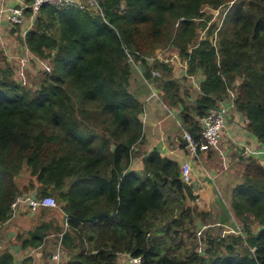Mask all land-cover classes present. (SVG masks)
Returning a JSON list of instances; mask_svg holds the SVG:
<instances>
[{"label": "trees", "instance_id": "16d2710c", "mask_svg": "<svg viewBox=\"0 0 264 264\" xmlns=\"http://www.w3.org/2000/svg\"><path fill=\"white\" fill-rule=\"evenodd\" d=\"M101 5L97 16L41 10L25 44L36 64L48 60L52 67L34 84L19 82L13 66L0 64V228L19 197H53L59 211L41 209L39 222L17 236L22 249H40L54 236L65 264H119L120 256L142 264H264V163L251 158L234 191L231 211L242 233L205 236L206 248L198 252L192 240L208 213L182 180L179 163L157 151L141 153L144 110L128 90L132 69L125 53H138L146 80L161 73L164 103L182 108V124L195 139L199 119L221 104L229 107L232 92L235 111L264 147V0ZM207 8L223 9L221 25L209 26ZM167 47L187 61L183 80L168 65L146 61ZM191 77L194 85L186 86ZM23 175L28 182L21 187ZM13 262L9 251L0 253V264Z\"/></svg>", "mask_w": 264, "mask_h": 264}, {"label": "crops", "instance_id": "0c3cea01", "mask_svg": "<svg viewBox=\"0 0 264 264\" xmlns=\"http://www.w3.org/2000/svg\"><path fill=\"white\" fill-rule=\"evenodd\" d=\"M31 2L32 0H0V11L3 10L6 16L0 14V50L4 51L5 55L9 57L13 55L19 57L18 51L21 54L24 50L25 52L28 50L24 34H27L32 28L31 16H28V14L22 27H13L7 20L9 9L30 5ZM159 58L170 61L169 63H162L167 64L172 69L174 78L177 79L179 75L187 76L188 65L185 69L186 60L179 56L178 51L169 53L166 50H158L146 61L149 65H152L154 62L160 61ZM31 61L35 62V60ZM30 65L32 64H29L27 69L30 68ZM179 66L181 67L179 68ZM138 68L143 74L142 67L139 66ZM178 68L179 70H177ZM175 70L179 73L176 74ZM136 76L138 74H132L129 89L142 104L144 110L141 119L145 144L140 147L141 153L148 154L157 151L163 157L179 163L181 169L185 163L190 162L191 182L188 185L192 187L194 195L197 197L196 203L200 210L209 214L217 212L226 215V208H231L234 191L243 182V173L249 160L252 158L264 163V147L247 130L244 122L245 117L238 111H230L219 147L209 153H201L198 158H192L185 148L186 142L183 136L186 130L182 124V108H172L164 103L158 83H156V87L150 85V81L157 80V78L153 77V80L148 81L144 80L143 77L142 80L147 85L145 87L144 83L137 81L138 77ZM196 79L200 82L203 77L198 75ZM147 82H150V84H147ZM189 84L193 86L191 80H189ZM192 101L193 97L191 96L189 103L191 104ZM140 161L141 158L137 157L136 162L139 163ZM37 212H32L24 205H19L15 216L11 218L7 225L0 228V253L6 250L13 255L14 262L11 264H27V262H31V258H34V261L32 260L34 264H50V258L47 261L43 259L48 249L46 246L47 241L38 250L22 249L17 242L12 243L15 234L25 228L24 225L21 228L20 224L31 219ZM36 222H39V220L36 219ZM29 225L30 223H28ZM53 237H49L48 240ZM65 257L66 254L60 264H62ZM67 260L68 257H66L65 262Z\"/></svg>", "mask_w": 264, "mask_h": 264}, {"label": "built area", "instance_id": "2783aa9c", "mask_svg": "<svg viewBox=\"0 0 264 264\" xmlns=\"http://www.w3.org/2000/svg\"><path fill=\"white\" fill-rule=\"evenodd\" d=\"M101 3L102 0H33L30 5L9 9L7 20L13 27H22L26 20V13L30 12V20L33 27L36 17L40 14L41 10L44 7H51L59 12L74 8L81 11L90 12L92 15L97 16L103 14ZM0 14L5 16V12L3 10L0 11ZM26 35L27 34H24V36ZM125 53L127 55V61L129 64L130 61H135L136 63H134V65H136L137 68L141 66V61L136 60L138 53H133L127 49L125 50ZM20 58L21 62L24 64L25 62H29L31 60V54L27 50ZM159 60V62L161 63L170 62L169 60H165L164 58H159ZM186 68L187 64L185 65V69ZM154 75L160 76V74L156 71L153 72V77L155 78ZM190 80L194 85V81H196L195 78L191 77ZM231 100L232 103L229 107L221 104L218 110H211L206 116L199 119V125L201 129L199 140L195 139L190 133L186 132L184 134L183 138L186 142L185 148L190 157L198 158L201 153H209L219 147L223 139L224 131L226 129L227 117L230 111H234L236 109V105L234 103L236 100V96L232 92ZM245 123L249 124V120L245 119ZM190 172L191 164L190 162H187L182 167V180L186 184H189L191 182ZM19 205H24L32 212H37L40 209L44 208L55 209L58 207L57 202L53 197H47L43 199L35 197L33 195L19 197L12 205V218L18 211ZM58 247L59 250L53 255L52 259L55 263L60 264L62 258L65 256V252L62 250L61 245H59ZM122 261L124 264H142V258H134L131 256H122Z\"/></svg>", "mask_w": 264, "mask_h": 264}, {"label": "rangeland", "instance_id": "374dc122", "mask_svg": "<svg viewBox=\"0 0 264 264\" xmlns=\"http://www.w3.org/2000/svg\"><path fill=\"white\" fill-rule=\"evenodd\" d=\"M102 3H103V0H102ZM205 11H206L207 15H212V19H211V21L209 23V26L213 25V24L221 25V22H222V20L224 18V14H223L222 18L220 17V14L222 13L223 9H221L219 11H214V10H211V9L207 8V9H205ZM207 30L208 29L203 30V31H199V33H200L199 36H200L201 39H203V38H205L207 36ZM160 50H166L169 53H172L173 51L177 52V50H175L174 48H171V47L163 48V49H160ZM18 52H19V57H17V55H13L12 57H9V56L5 55L4 51H0V64L8 63L10 66H13L14 69H15L16 77H17L19 82H24V83L26 82V83H29L31 85V84L35 83V81H36L35 78H38V76L40 74L43 77L45 73L50 72L51 67H52V62L51 61H48V60L47 61H42V63H40L38 65L35 62L31 61L32 60L31 59L29 62H25L24 63L25 66H24V64L21 62V58L20 57L23 55L25 50L21 54H20V51H18ZM164 57L166 58V56H164ZM134 63H136V62L135 61L134 62L130 61L132 74L133 73L138 74V76H136V77H138L137 81H140L143 84L144 82H143L142 78L144 77V75L140 72L139 68H137L136 65H134ZM29 64H32V65H30V68L27 69ZM41 66L44 67L43 71H39V67H41ZM180 67L181 66H179V68ZM182 67H183V65H182ZM179 68L177 70H179ZM183 69H184V67H183ZM177 70H175L176 74L179 73V72L177 73ZM26 72H31L32 74L31 73H27L26 74ZM34 72H35L36 76H33ZM159 74H160V76H155L154 75L155 78H157V79L161 78L162 75H161V73H159ZM183 78L184 77L182 75H179L177 79L178 80H183ZM131 79H132V77H131ZM143 79L145 80V77ZM150 82H151V84H150ZM150 82H147V84H150L151 86H154V87H156V83H158L157 80H153V81H150ZM143 85L145 86L146 84L144 83ZM185 85L186 86L190 85L189 81L188 82L186 81ZM128 90L131 93V91L129 89V85H128ZM131 95H133V94L131 93ZM18 182H19V185L22 187L24 184H26L28 182V177L23 175L19 179ZM46 209L48 210V208H44V209H42V211L43 210L47 211ZM58 209H59V207H57V209H53L52 211H57L58 212L59 211ZM42 211L41 210L38 211L37 213H35L34 216H32L31 219L25 220V221H23L20 224L21 228H22V225H24L25 228H23L22 231H19V232H17L15 234V237L12 240V243L17 242V236L19 234L26 233L30 228H32L36 224L35 221H36L37 217H39V215H41ZM226 213H227L226 215L225 214L221 215V214H219L217 212H215V213L212 212L211 214L208 213V218H207L206 225L203 224V223H200V222L197 223L198 229L195 231V237L193 238L192 243H193V245H195V248H196V250L198 252L203 254V251L206 248V245H205V242H204L205 241V236H213L214 238L217 237V240H220V238L226 239V238H229L230 236H237L238 237L242 233V227L239 226L236 223V221H235V219L233 217V213L231 212V208L230 209H229V207L226 208ZM55 215L61 216L62 217V221H63V215H61V213H59V214L55 213ZM45 219L48 220L47 217H45ZM28 223H30L29 226H28ZM254 228L256 229V226ZM243 235H244V237H246V235L244 233H243ZM50 239L51 240H48V239L46 240L47 241L46 246H47L48 249L46 251V256H44L43 259L47 261V259L50 258V264H55V262L53 261L52 257L59 250L58 246L60 245L61 241L59 242V244L57 243V245H56V243H55L56 238L53 237V238H50ZM184 241L187 243L189 241V239H187L186 236H185ZM229 242H231V241H229ZM44 255H45V251H44ZM66 257H67V255H66ZM66 257L63 259L62 264L65 263ZM31 259L34 261V258H31ZM32 260L28 264H34L32 262ZM119 264H122V256L119 257Z\"/></svg>", "mask_w": 264, "mask_h": 264}, {"label": "clouds", "instance_id": "9594fccd", "mask_svg": "<svg viewBox=\"0 0 264 264\" xmlns=\"http://www.w3.org/2000/svg\"><path fill=\"white\" fill-rule=\"evenodd\" d=\"M32 29V28H31ZM27 36V35H26ZM26 36H24V37H26ZM25 40H26V38H25ZM29 51V50H28ZM25 53V52H24ZM23 53V54H24ZM17 78V77H16ZM57 202V201H56ZM58 205V204H57ZM55 209H57V208H55ZM53 210V209H52ZM67 219V218H66ZM66 219H65V223H66ZM53 258V257H52ZM55 264H57V263H55Z\"/></svg>", "mask_w": 264, "mask_h": 264}, {"label": "water", "instance_id": "95a60500", "mask_svg": "<svg viewBox=\"0 0 264 264\" xmlns=\"http://www.w3.org/2000/svg\"><path fill=\"white\" fill-rule=\"evenodd\" d=\"M167 181V179H165V182Z\"/></svg>", "mask_w": 264, "mask_h": 264}]
</instances>
